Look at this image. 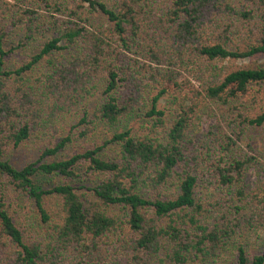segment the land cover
<instances>
[{
    "label": "trees",
    "instance_id": "trees-1",
    "mask_svg": "<svg viewBox=\"0 0 264 264\" xmlns=\"http://www.w3.org/2000/svg\"><path fill=\"white\" fill-rule=\"evenodd\" d=\"M38 2L60 17L61 36L5 70L13 49L3 48L0 34V264H214L231 245L233 264H264L255 236L264 232V151L247 145L255 156L239 152V136L227 132L236 118L264 130V109L230 119L240 97L264 86V66L222 74L194 62L195 51L209 65L264 59V0ZM10 12L11 25L31 39L37 12ZM211 30L223 42H202ZM192 79L201 83L197 90L187 87ZM209 109L220 126L209 133L214 150L197 132ZM133 118L143 135L127 128ZM123 123L101 144L57 159L80 127L77 139ZM50 129L56 134L45 138ZM28 144L37 159L12 164ZM109 146L112 159L102 157ZM251 166L261 171L252 187ZM80 171L104 180L76 187L71 180ZM37 175L61 181L40 189ZM15 194L31 200L40 233L13 220Z\"/></svg>",
    "mask_w": 264,
    "mask_h": 264
},
{
    "label": "rangeland",
    "instance_id": "rangeland-1",
    "mask_svg": "<svg viewBox=\"0 0 264 264\" xmlns=\"http://www.w3.org/2000/svg\"><path fill=\"white\" fill-rule=\"evenodd\" d=\"M109 5H112V2L109 1ZM40 4L38 0H0V34H3V48L8 51L10 49H13L12 52L4 59L3 68L5 70H14L24 63L28 62L30 58L39 52L42 45L52 39L53 37L61 36L63 30H62V23L61 19L58 15H51L53 13L46 12L42 7H39ZM161 8L157 9L155 12L156 14L163 11L165 8L164 5H160ZM34 9L37 13L36 16L33 17L31 23L36 28V31L34 35L31 37V39H27L26 35L21 31V28L19 26L14 27L11 25V12L10 10L19 11V13H23L25 9ZM22 15V14H21ZM20 15V16H21ZM54 16V17H53ZM32 17L24 16L23 22L26 20H29ZM217 23L215 25L218 26ZM213 31H206V33L201 36L202 42H223V37L219 38L220 32H214ZM126 53L129 58H131L132 61L140 60L139 63L145 62L142 57L134 54V53ZM194 62L195 65H199L201 68L203 65H207L209 69L216 68L219 69L222 74H225L227 71H229L232 67H243V66H264V59L262 58H256L254 60H240V61H217L213 62V66L209 65L207 62L203 61L202 59L198 58L196 55V51L194 52ZM134 59V60H133ZM191 86H187L189 88H194L197 90L200 88V81L197 80L194 81L193 79L190 81ZM143 91V90H142ZM148 90H145L142 92L143 96H147ZM264 109V86L261 88L259 86H253L251 87L246 96H242L239 98L238 101L234 104V114L230 118L231 120L235 118L238 114L245 113L251 117L255 116L256 114L260 113L261 110ZM215 112V111H214ZM230 119L226 122L230 123ZM198 126H197V132L199 135L202 136V138H207V144L204 146L211 145V147L216 148L217 145L212 144V138L209 135L210 132H217L219 126V118L214 116V114L209 109L208 113L200 115L198 118ZM142 124V121H137L136 118H133L132 120L128 121L127 128L133 127L135 128L134 131L137 134L143 135L146 131L145 129H139L140 125ZM125 123L115 127V128H109L108 126H99L97 130L88 132V135H86L83 138L77 139L78 134L81 130H84L82 127L77 129L76 135L73 137V142L66 147V149L60 153V157H68L70 154L74 152L81 151L82 149H88L92 148V144H101L104 140H106L109 136L112 135V133L121 131L124 129ZM230 125V124H229ZM226 129L227 127L224 126ZM55 129V128H54ZM54 129L46 130L44 132L45 138H49L51 136H54L56 133H54ZM57 133L62 134V129L57 128ZM230 130H233L234 133H236L239 136V141H237V148H239V152L245 153L250 151L247 148V145H251L253 149H256L259 152L264 151L263 147V141H264V130L253 129L251 127H248L244 124H241L239 119L236 118L235 122L231 125L229 129H227V132L230 133ZM99 138V139H98ZM232 139H235V136H231ZM99 140V141H98ZM250 147V149H251ZM35 145H25V148H21L18 151H16L11 159V163L14 164L17 167H22L30 162H33L37 159L38 151L35 150ZM212 150V151H213ZM203 151L207 152L208 147L206 149L203 148ZM250 155H254L255 153L249 152ZM115 156V148L109 146L105 151L102 152V157H105L107 159L114 158ZM264 162V161H263ZM80 177L78 179L71 180V184H73L76 187H79L80 185H86L88 187L96 186L99 182L104 180V176L97 174V175H86L83 171L79 172ZM261 176V171L257 170L254 166L249 167L247 172L246 181L250 187L254 186L257 182V179H259ZM83 180V181H82ZM61 181V178L57 176H42L37 175L33 177V184L40 188V189H49L50 187L54 186L55 184L59 183ZM207 191L203 189V193H206ZM14 199L10 205L9 213L12 216L13 220L19 225L20 227H25V229L35 231L37 230L40 233L39 228H37L38 223V214L35 212V208L33 204L31 203V200H29L26 196H19L18 194H15ZM54 201H47L46 205L52 210V208L55 207ZM34 233V234H39ZM255 236L258 238L257 246L261 250V248L264 246V232H257ZM252 238L253 240L256 238ZM232 246V245H231ZM231 246L227 251H223L222 255L217 259V261L214 264H233V258H234V251L232 250ZM233 247V246H232Z\"/></svg>",
    "mask_w": 264,
    "mask_h": 264
}]
</instances>
